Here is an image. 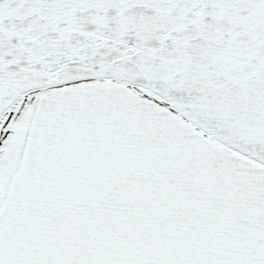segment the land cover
I'll list each match as a JSON object with an SVG mask.
<instances>
[{"label": "snow or ice", "instance_id": "1", "mask_svg": "<svg viewBox=\"0 0 264 264\" xmlns=\"http://www.w3.org/2000/svg\"><path fill=\"white\" fill-rule=\"evenodd\" d=\"M0 264H264V0H0Z\"/></svg>", "mask_w": 264, "mask_h": 264}]
</instances>
